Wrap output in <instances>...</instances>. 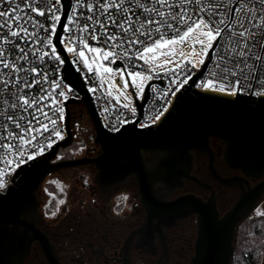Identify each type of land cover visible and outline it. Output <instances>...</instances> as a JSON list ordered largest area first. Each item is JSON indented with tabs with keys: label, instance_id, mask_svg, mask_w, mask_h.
Returning <instances> with one entry per match:
<instances>
[{
	"label": "water",
	"instance_id": "obj_1",
	"mask_svg": "<svg viewBox=\"0 0 264 264\" xmlns=\"http://www.w3.org/2000/svg\"><path fill=\"white\" fill-rule=\"evenodd\" d=\"M61 3V19L52 41L64 62L62 79L81 98L64 101L65 137L51 145L49 151L18 166L10 178L12 183L0 193V264H24L33 245L40 249L47 264H60L50 232L40 227L37 193L50 174L84 165L93 166L92 183L101 194L130 181L134 183L145 215L129 237L137 235L139 245L164 239L166 231L177 226L179 220L194 216L196 236L188 264H231L237 227L264 198V97L237 91L233 97L192 88L211 59L216 40L208 51V60L181 87L155 125L138 128L136 123L150 83L163 86L164 81L147 83L140 100L128 81L139 116L117 132H109L102 127L83 80L59 41L70 0ZM116 65L122 63L116 60L112 67L116 69ZM70 104L84 109L92 127L89 138L97 150L93 156L58 160L59 151L73 143ZM211 139L222 145L218 155L227 169L238 174L222 177L217 172ZM195 153L206 156L209 174L224 188L239 189L236 200L222 215L216 207L213 187L192 173ZM187 182L209 190L210 195L206 200L193 193L169 198L176 190H183Z\"/></svg>",
	"mask_w": 264,
	"mask_h": 264
},
{
	"label": "built area",
	"instance_id": "obj_2",
	"mask_svg": "<svg viewBox=\"0 0 264 264\" xmlns=\"http://www.w3.org/2000/svg\"><path fill=\"white\" fill-rule=\"evenodd\" d=\"M88 2L96 4L97 2H102V0H84L83 8L78 7L80 0H70V6L68 8L66 18L60 33L59 41L74 70L79 73L80 77L83 80L102 127L109 132H117V129H119L122 125L132 123L139 116L138 110L135 106V102L131 101L128 108H123L121 105H119L112 98L111 93L105 90V81L97 73L95 68L89 71V68L84 66L82 58L81 62L78 63L76 59H74V54L68 51V47H75V44L71 41H67L66 38H68L70 35L73 38L83 35L84 38L87 40V33L81 34L78 31L75 23L68 24L67 16L72 15V8L78 9L77 15L79 14V12H83L84 16L91 15V13L87 11ZM139 2L144 4L146 7L152 6L151 0H139ZM170 2H172V0H170ZM207 2L208 0H202V5L207 4ZM217 2H219V0H217ZM238 3H244L247 9H253L257 17L264 15V4H261L259 0H235V2L233 3H230V0H223L219 11L226 13L228 19L235 18L236 16L242 14L229 13L228 7L225 6L236 7ZM17 5H19L20 9H24L25 12L34 16L38 21L43 23L45 28L49 29L52 24V19L50 18V15L46 11V9L48 7L55 6L60 9L55 14L61 16L62 13L61 6L56 5L55 0H44V4L38 6L39 10H45L44 16H38L36 13H31L30 10L25 7V3H21V0H11L10 3H4L3 0H0V12H11L12 9L16 8ZM136 5L137 0H125L124 3L125 8L131 7L133 9V12L128 13V15L132 16L133 27L139 28L140 24L144 22L147 18H149L150 14L144 12L142 8H138ZM200 6L201 5H197L195 3V0H193V3L187 5L190 13L198 12ZM173 11L177 12L179 11V8H174ZM111 12L113 15H116V9H111ZM21 15L26 19L24 13H21ZM96 15L100 16L102 20H106V17L101 16L99 10L96 11ZM151 15L153 16V18H155L154 14ZM251 15L252 13L248 12L247 15L242 16L245 24H248ZM84 16H80V24L84 23ZM124 16L125 14L123 13V10H121L120 13L116 15L117 23L123 20ZM65 25H67L71 29L70 32L65 31ZM27 27L29 28L30 32L37 33V37H28L27 41H21L18 38H12L13 43L11 44H3L2 42H0V47L4 49V55L9 60H14L15 63L21 67V71L15 73L13 77H10L8 75L10 71L9 69L0 68V137L7 135V131H11L15 128L14 123L12 122V120L9 119V117H22L19 122L24 127H27L28 120L31 118L30 113L36 112L35 106H33L31 109H28L27 111H25L21 107H13L12 105L17 102V95H23L27 93L29 96H34L37 100H39L41 96H47L48 93H58L60 91H64L65 96L56 97L57 102L55 104H52V98L45 99L40 103V106L44 109V111L48 112L49 116L57 120V130L60 132V136H51V145H53L54 143L61 141L65 137L66 130L64 118L66 104L64 103V101L71 97L74 99H80L81 95L62 79L60 71L64 62L57 49L55 53H52L51 49L53 47L56 48L54 43H52V45L50 46L46 45V39H52L54 34L50 31L46 32L44 31V29L33 27L31 23H28ZM147 27L148 26L145 25V29ZM151 27L154 29L156 25H152ZM231 28L232 30H240L238 28V25H233L231 26ZM145 29L141 30L144 31ZM108 30L109 32L113 33L118 37L123 36V43L125 47L123 49L117 48L115 50L116 53L119 54V56L115 57V59L119 60L124 68L128 70L134 69L136 71H141L142 74L147 72L149 76H152V78L149 79L145 83V85L150 81L156 79H162L164 81L163 86H160L158 83H150L148 87V98L143 105L142 115L138 119L136 126L138 128H143L157 124L164 116L166 111L160 117L159 120H156L155 117L160 113L162 109H169V107L174 102L176 95L179 93L181 87L186 83L184 81H188L193 74L198 72L203 63L208 60V56L202 64L199 63L197 58H195L194 63H192L191 61H186L182 64V66H184L183 70L175 69L178 75H174L173 70L162 73L156 72L161 67V58L152 62V66L150 68L151 71H149L147 64H145L144 60L136 57L137 49L142 50L143 45L132 46L128 44V41L136 39L139 36V33L134 34L132 31H129L125 35L121 29L114 26L109 27ZM0 31H6V29H0ZM97 31H99V28H97ZM164 31L167 32L169 30L164 29ZM260 35H264V31L257 30V39ZM140 39L147 40L148 38L140 37ZM237 39L239 38L231 36L230 30H225L223 35L217 39L216 43H212V46L214 43L215 46L211 50V59L209 60L201 77H199L192 86L193 89L233 97L235 96L236 91L237 93H241L244 95L264 97V59H256L257 56L264 57V47H252L251 51L248 52L245 57H241L239 53L242 50V47H238L237 44L234 43V40ZM87 42L89 43V45L93 43L91 40H87ZM205 43L207 44L208 42L205 41ZM17 44L25 48L27 52L26 59L21 58L22 53L17 48ZM240 44L242 46L243 41H241ZM234 48L236 49L235 51H233ZM125 51L128 52L127 57H124ZM44 53H48V55L44 56L43 61H41L39 57ZM85 53L87 55L96 54L88 52L87 49H85ZM57 56L60 57L59 61H57L56 59ZM100 57L102 59V56ZM102 61L108 67H112L113 65L109 64L107 60L102 59ZM31 69H35L36 72L34 73L30 71ZM113 69L118 71L119 76V70L117 69V67L116 69ZM233 72L235 73V75H232ZM36 73H40V75H36ZM125 74L127 76V73ZM44 76L48 77L47 82L43 80ZM15 79H18L19 83H16ZM5 80L9 81L7 86H5V84L3 83V81ZM34 80H40L41 84L34 85L33 88H24L25 81L29 83H34ZM209 80L213 81L216 87H205L206 82ZM238 80L241 83L240 85L236 86L235 92L233 93V91L231 90V86L235 85L236 81ZM53 81L61 82V86L54 88L52 86ZM221 83L228 85L229 87H226L224 90H221L219 87ZM20 89H24V91L21 92ZM93 89L96 90L93 91ZM68 107L69 112L72 115L74 113L75 107L77 106L70 104L68 105ZM52 108L63 109L62 120L59 119V113L54 114L51 111ZM36 115H38L41 120H44V123L48 124L49 129H51L52 125L49 123L48 120L44 118L41 113L36 112ZM121 120L125 121V123L121 124ZM33 123H35V121H33ZM6 126L7 131L5 130ZM49 136V132H45L43 135L38 136V143L34 141L28 147V150L30 152L35 153L39 150L40 146H43V153L49 151ZM11 158H13L11 155L5 156L4 153L0 151V184H3V187H0V193H4L7 189V185L9 183H12L10 178L14 173V170L18 168L16 164H13L11 167L5 164L4 161L6 159ZM24 163H21L20 165Z\"/></svg>",
	"mask_w": 264,
	"mask_h": 264
},
{
	"label": "snow or ice",
	"instance_id": "obj_3",
	"mask_svg": "<svg viewBox=\"0 0 264 264\" xmlns=\"http://www.w3.org/2000/svg\"><path fill=\"white\" fill-rule=\"evenodd\" d=\"M4 3H10L11 0H3ZM235 2V0H230V3ZM261 4H264V0H259ZM21 3H25V7L30 10L31 13H36L38 16H44L45 10H39V5L44 4V0H21ZM125 0H102V2H97L93 4L91 2L87 3V11L91 13V15L84 16L83 12H79L77 15V8H72V15L67 16V23L72 24L75 23L78 31L83 34L87 33V40H91L93 43L89 45L87 40L83 35L77 36L73 38L71 35L66 38L67 41H71L75 44V47H68V51L74 54V59L79 63L81 62V58L83 59V64L85 67H88V60L85 58V49L88 52L96 53L102 56L103 60H107L109 64H116L115 57H118L119 54L116 53L117 48H124L125 45L123 43V36H116L113 33L109 32V27H117L122 30V32L126 35L129 31H132L134 34L139 33V36L134 40H129L128 44L135 45H143L142 50L137 49L136 57L139 59H143L145 64H148V59H146V54L155 53L157 49H163L168 46H173L176 44H185L190 38H192L195 34V38L192 43V51L195 53L196 45H202L205 48L211 47L212 43L215 42L218 38H220L225 30L231 31L232 37H238L239 39L234 40V43L237 44L238 47H242L240 51V56L245 57L248 52L251 51L252 47H264V35H260L257 39V30L264 31V15L257 17L255 11L253 9H247L244 3H238L236 7H228V12L232 14H242L236 16L235 18L228 19L226 13L220 12L219 9L223 0H208L207 4L202 5V0H195L197 5H201L199 7L198 12L190 13L187 5L193 3V0H151L152 6L146 7L144 4L140 3L137 0V7L142 8L144 12L149 13V18H147L144 22L140 24L139 28H134L132 23V16L128 15V13L133 12L131 7H124ZM56 5H60L62 8L61 0H55ZM78 7H84V0H80ZM174 8H179V11L174 12ZM111 9H116V15L123 10L125 14L124 19L117 23L116 15H113ZM60 9L52 6L48 7L46 11L50 15L52 19V24L50 29L45 28L44 24L38 21L34 16L25 12L24 9H20L19 5L16 8L12 9L11 12L4 11L0 12V29H6V31H0V42L3 44H11L13 43L12 38H18L21 41H27L28 37H37V33L30 32L27 27L28 23H31L33 27L44 29V31L55 34L56 27L58 22L60 21V15L55 14ZM99 10L101 16L106 17V20H102L100 16L96 15V11ZM248 12H251L252 15L249 19L248 24H245L242 16L247 15ZM21 13H24L26 19L22 17ZM154 14V17L151 15ZM80 16H84V23L80 24L79 19ZM23 21V22H22ZM145 25L148 27L145 29ZM156 25L153 29L151 26ZM238 25L240 30H232L231 26ZM65 31H71V29L65 25ZM99 28V31H97ZM91 29V30H89ZM141 29H145L142 31ZM164 29H168L169 31L165 32ZM140 37H147V40L140 39ZM203 37L204 39H201ZM205 41L208 43L206 44ZM243 41L241 46L240 42ZM53 41L51 38L46 39V45H52ZM17 48L22 53L21 58H27V52L24 47H21L17 44ZM107 49V50H105ZM236 49L234 48L233 51ZM52 53L56 52V48L51 49ZM48 53H44L39 57L41 61H43L44 56H47ZM175 50L164 52H159V56H167L172 57L175 56ZM183 57L184 53H180ZM128 56V52H124V57ZM158 58L157 55L152 56V60H156ZM57 61L60 60V57H56ZM256 59L261 60L264 57L257 56ZM172 60L166 59L164 61L165 64L172 63ZM199 63H203V61H199ZM119 70V78L123 82L124 89L128 88V80H125V73L127 76L131 78L133 87L136 86L135 79L136 77H141L142 72L136 70H128L124 68L122 65H116ZM181 64H176V69L183 70ZM0 68L9 69L8 75L13 77L15 73L21 71V67L18 66L14 60H9L4 55V49L0 47ZM30 71L36 72L35 69H31ZM89 71L91 69L89 68ZM105 72L111 73L113 71L112 67H106L104 69ZM151 71V69H149ZM174 75H178L176 70H173ZM36 75H40V73H36ZM232 75H235L233 72ZM148 79H151L152 76H148ZM43 80L47 82L48 77L44 76ZM16 83H19L18 79H15ZM184 82H187L186 80ZM5 86L8 85L9 81H3ZM240 81H236V84L231 86V90L233 93L235 92L236 86L240 85ZM41 84L40 80H34V83H29L25 81L24 88H33L34 85ZM52 86L59 87L61 86V82L53 81ZM205 87H216L213 81L209 80L206 82ZM221 90H224L228 85L221 83L219 85ZM96 89H93L95 91ZM21 92L24 89H20ZM46 91V90H45ZM139 95V94H138ZM65 96L64 91H60L58 93H48L47 96H41L39 100L34 96H29L27 93L23 95H17V102L14 103L13 107H21L25 111L31 109L33 106L36 107V112L41 113L46 120L52 125L51 129H49L48 124L44 123V120H41L36 112L30 113L31 118L28 120V126L24 127L19 120L20 118L9 117L10 120L15 125V128L11 131H7V126L5 130L7 131V135L0 137V151L4 153L5 156L11 155L13 158L6 159L4 162L6 165L11 167L13 164L19 166L21 163L32 161L36 159V156L43 154V146H40L39 150L35 153L30 152L28 147L35 141L38 143V136L43 135L45 132H49V144L48 147H51L52 141L51 136H60V132L57 130V120L53 119L49 116L48 112L44 111V109L40 106L41 101L45 99L52 98V104H55L56 97ZM119 99V98H117ZM123 108H128V104H123ZM51 111L55 113H59V119H63V109L62 108H52ZM134 111V110H133ZM167 111V108H164L160 111V113L155 117L156 120H159L160 117ZM35 121V123H33ZM121 124L125 123V121L121 120ZM146 126V125H145ZM19 130V131H16ZM118 130V129H117ZM16 141V142H14ZM0 187H3V184H0ZM63 203V201H60Z\"/></svg>",
	"mask_w": 264,
	"mask_h": 264
},
{
	"label": "flooded vegetation",
	"instance_id": "obj_4",
	"mask_svg": "<svg viewBox=\"0 0 264 264\" xmlns=\"http://www.w3.org/2000/svg\"><path fill=\"white\" fill-rule=\"evenodd\" d=\"M210 145L216 154L217 172L222 177L238 174L228 170L218 155L222 145L214 139L210 140ZM196 161H200L203 174L194 169ZM194 166L192 173L201 182L213 187L217 194L216 207L220 215L224 214L230 207L222 212L219 208L221 199L233 192L237 194L236 200L239 189L224 188L217 182L208 172L207 158L204 154L195 153ZM186 193H193L203 200L210 195L209 190L187 182L183 190H176L169 198L173 199ZM99 194V200L104 201L103 205L80 206L74 209L64 207L62 212L54 218L46 220L41 217L40 227L50 232L48 236L54 245L60 264H183L186 260L188 264L193 254L195 238L192 242L184 238L185 222L194 216L179 220L177 226L166 231L164 239L156 238L152 244L139 245L137 235L129 237L141 225L145 215L134 183L130 181L105 194ZM119 196H125L126 200L119 202ZM112 198L116 199L111 201ZM108 202L112 205H108ZM85 208L87 209L85 213L73 212ZM24 264L47 263L37 245H33L31 254Z\"/></svg>",
	"mask_w": 264,
	"mask_h": 264
},
{
	"label": "rangeland",
	"instance_id": "obj_5",
	"mask_svg": "<svg viewBox=\"0 0 264 264\" xmlns=\"http://www.w3.org/2000/svg\"><path fill=\"white\" fill-rule=\"evenodd\" d=\"M195 37V34L192 38H190L185 44H176L173 46H168L163 49H157L155 53H149L146 54L148 59L147 67L148 69L151 68L152 62L156 61L158 59H162L160 63V69L156 72L162 73L166 71H171L176 69V64H183L186 61H191L192 63L195 62V58L198 59V61H205L208 56V51L210 47L205 48L202 45H196V51L193 53L192 51V43L193 39ZM201 39H204L203 37H200ZM175 50L176 55L167 58V56H159V52L164 51H172ZM184 53V56L182 57L180 53ZM157 55L158 58L156 60H152V56ZM85 58L88 60V67L90 69L95 68L97 73L102 77V79L105 81L104 88L106 91L111 93L112 98L119 104H130V102H134V96L132 94V91L130 89H133V91L136 93V97L138 100L141 99L145 83L149 80L147 77L149 74L147 72L143 73L141 77H136L135 83L136 86L133 87L132 80L130 77H128V81L130 83V86L128 84V88L124 89L123 82L119 78L118 80V71L114 70L111 73L105 72L104 69L108 67L105 65L98 54H89L87 55L85 53ZM84 58H82L83 61ZM172 60V63L165 64L164 61ZM202 64V63H201ZM125 80L126 76H125ZM139 94V95H138ZM119 98V99H117ZM82 125V124H81ZM92 133V132H91ZM90 133V134H91ZM94 144V143H93ZM96 145L89 148V144L86 140L82 139L80 137V132L76 129L73 134V143L65 148L59 151L57 155V159L61 160L64 159L63 155L68 154L72 158H79V157H85V156H93L97 150ZM65 153H64V152ZM70 159V158H69ZM88 169V170H87ZM95 173V170L93 166H83L79 168H72L66 172H62L59 174V172H55L50 174L46 177V179L41 184L38 192V197L41 201L40 205V214L43 219L48 220L49 218H54L58 214H60L64 207H70L72 209L79 208L80 206L88 207L90 205L94 204L95 197L91 196L92 192L95 193L94 185L92 183L93 175ZM84 178V179H83ZM88 183V188H93V190H85L84 184ZM85 184V185H86ZM96 198L98 195L95 193ZM237 194L230 192L229 195H226L223 197L220 201L219 208L222 212H224L235 200ZM121 200H126L125 196H119ZM51 199L58 200L55 205L52 206L51 210L52 213H48V205L50 204ZM116 198H112L111 201H114ZM60 201H63V203H60ZM98 201V199H96ZM108 205H112V203H107ZM103 205V204H102ZM94 206H100V205H94ZM68 210V209H67ZM87 209L84 210H74L75 213H85ZM256 218H264V198H262L258 205L255 207V209L248 215L247 218H245L242 222L246 220L256 219ZM241 222V223H242ZM240 223V224H241ZM246 223V222H245ZM239 224V225H240ZM238 225V226H239ZM244 226H246L244 224ZM186 227V234L184 235V238H186L188 241H193L195 238V229H194V218H188L185 222ZM238 229V227H237ZM236 236H237V230H236ZM235 236V239H236ZM234 247H235V241H234ZM188 259V258H187ZM183 264H187V260L183 262ZM260 264H264V252H262V257L260 260Z\"/></svg>",
	"mask_w": 264,
	"mask_h": 264
},
{
	"label": "trees",
	"instance_id": "obj_6",
	"mask_svg": "<svg viewBox=\"0 0 264 264\" xmlns=\"http://www.w3.org/2000/svg\"><path fill=\"white\" fill-rule=\"evenodd\" d=\"M72 117L73 118L71 121V125H72L73 134L75 129L76 132L78 130L80 132V137L87 141V143L90 146L89 148L91 149V147L94 146L93 140L89 138V135L92 132V127L84 109L81 106L75 107ZM63 158L69 159L72 157L69 156L68 154H64ZM84 166L91 167V165H84ZM74 168H79V167H74ZM70 169L72 168L62 169L59 171V174L62 172H66ZM194 169L197 170V172L203 174L200 161L195 162ZM83 184L85 190H91V189L93 190V188L90 189L87 187L88 183L87 184L83 183ZM94 190L95 193L98 195V197L96 198L95 193L92 192L91 196L95 197V200H93L94 204L90 206H94L96 204L102 205L104 201H102L103 199L99 200L100 192L96 189V187H94ZM96 199H98V201H96ZM57 201L58 200L56 199L50 200V204L48 205V209H49L48 213H52L51 208L53 205H55ZM40 205H41V201H40ZM244 224L246 226H244ZM262 252H264V218H256V219L246 220L244 221V223L242 222L237 229L234 255L231 260V264H260Z\"/></svg>",
	"mask_w": 264,
	"mask_h": 264
}]
</instances>
